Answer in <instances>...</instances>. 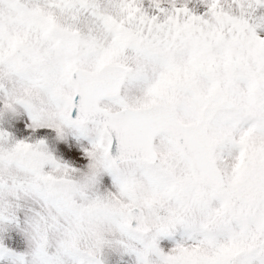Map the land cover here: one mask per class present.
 I'll return each mask as SVG.
<instances>
[{
	"label": "snow or ice",
	"instance_id": "1",
	"mask_svg": "<svg viewBox=\"0 0 264 264\" xmlns=\"http://www.w3.org/2000/svg\"><path fill=\"white\" fill-rule=\"evenodd\" d=\"M0 264H264V0H0Z\"/></svg>",
	"mask_w": 264,
	"mask_h": 264
}]
</instances>
